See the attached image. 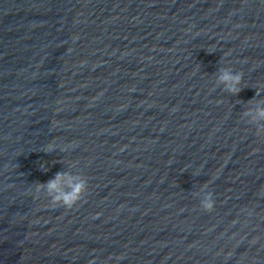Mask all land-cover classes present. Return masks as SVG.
Returning a JSON list of instances; mask_svg holds the SVG:
<instances>
[{"label":"water","instance_id":"95a60500","mask_svg":"<svg viewBox=\"0 0 264 264\" xmlns=\"http://www.w3.org/2000/svg\"><path fill=\"white\" fill-rule=\"evenodd\" d=\"M257 105L264 0H0V264H264Z\"/></svg>","mask_w":264,"mask_h":264},{"label":"clouds","instance_id":"9594fccd","mask_svg":"<svg viewBox=\"0 0 264 264\" xmlns=\"http://www.w3.org/2000/svg\"><path fill=\"white\" fill-rule=\"evenodd\" d=\"M242 76L239 73L234 74L231 70H222L220 72V75L218 77L219 83L223 84L225 89L232 93V94H238L240 91V82H241ZM246 117H249L248 123L250 124H256L257 125V135L264 134V106L257 105L253 109H250L248 112L245 113ZM65 179V177L61 174H58L57 177L50 181L48 184V189L50 192L57 189L58 185ZM80 195L75 199L72 200L71 197H68L70 203H65V197L63 196H54L51 199V203L54 205H60L67 208H71L74 205H76L80 199L83 197L85 192L87 191V185L85 181L80 182ZM214 201L212 199L211 195L205 196L204 199L201 201L200 206L205 211H211L213 208Z\"/></svg>","mask_w":264,"mask_h":264}]
</instances>
